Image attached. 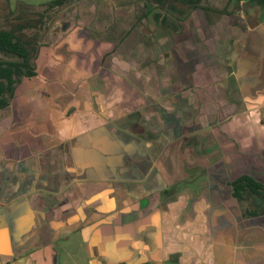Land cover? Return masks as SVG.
<instances>
[{"label":"crops","instance_id":"obj_1","mask_svg":"<svg viewBox=\"0 0 264 264\" xmlns=\"http://www.w3.org/2000/svg\"><path fill=\"white\" fill-rule=\"evenodd\" d=\"M76 1L0 110V264H264L263 6Z\"/></svg>","mask_w":264,"mask_h":264},{"label":"trees","instance_id":"obj_2","mask_svg":"<svg viewBox=\"0 0 264 264\" xmlns=\"http://www.w3.org/2000/svg\"><path fill=\"white\" fill-rule=\"evenodd\" d=\"M71 0H57L43 6L45 13L58 10ZM238 4L241 2L253 4L256 6H264V0H230ZM201 0H148V3L157 7L165 8L169 13L182 12L180 7H190L192 9L200 8ZM217 12V11H216ZM227 15L233 13L225 10L219 12ZM157 19L159 16H156ZM169 16L163 20L165 24H169ZM1 25V21H0ZM26 26H19L17 29L0 30V54L8 58V60L0 59V110L7 109L14 98L17 87L22 83L23 79H31L37 75L35 60L37 57V49L34 48L33 41L25 39L20 33ZM235 196L242 198L244 192H250L255 196H264L263 186L256 183L251 178H243L233 183Z\"/></svg>","mask_w":264,"mask_h":264},{"label":"rangeland","instance_id":"obj_3","mask_svg":"<svg viewBox=\"0 0 264 264\" xmlns=\"http://www.w3.org/2000/svg\"><path fill=\"white\" fill-rule=\"evenodd\" d=\"M54 1L57 0H0V30H11L13 28L17 29L22 25L26 26V28H24L20 34L25 39L33 41L34 48H36L38 52V48L41 44L42 39L45 37L47 31H49V28L53 25V22L58 20L57 16H59L61 12L71 9L72 5H75L77 3L76 0H71L58 10L51 11L50 13H45L43 6H46L47 4H50ZM112 3H114L115 5L118 4L114 0ZM125 3L121 2V5L126 6ZM151 6H153L151 8L152 10H162L163 12L167 13L165 14V16H168L169 11L166 10L167 5L165 6V8L157 7L154 4H151ZM200 6L201 7L198 9H192L185 6L180 7L182 12L179 13L182 16L181 21L183 22V26L187 24L194 25L192 23V16H194L193 18L198 17L195 19H199V24L203 26L205 25V22H211L205 19V14H207V11L224 12L225 10H228L236 17L238 15L246 16L248 18V21L252 22V20H254L255 18V15L253 13H258L261 10V6L251 7L248 5V3L238 4L237 2H231L230 0H201ZM132 9L134 11H143L146 10V7L143 1L135 0ZM239 19L240 22L244 20L241 18ZM218 21L220 22V19ZM0 59L8 60V58L4 57L1 54ZM27 83L28 82H26L25 84ZM17 88L23 90V88H25L24 83L22 82V84H20Z\"/></svg>","mask_w":264,"mask_h":264},{"label":"flooded vegetation","instance_id":"obj_4","mask_svg":"<svg viewBox=\"0 0 264 264\" xmlns=\"http://www.w3.org/2000/svg\"><path fill=\"white\" fill-rule=\"evenodd\" d=\"M169 19H170V16H169Z\"/></svg>","mask_w":264,"mask_h":264}]
</instances>
